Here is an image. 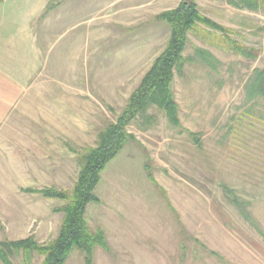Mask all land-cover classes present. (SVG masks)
I'll return each instance as SVG.
<instances>
[{"label":"rangeland","instance_id":"rangeland-1","mask_svg":"<svg viewBox=\"0 0 264 264\" xmlns=\"http://www.w3.org/2000/svg\"><path fill=\"white\" fill-rule=\"evenodd\" d=\"M180 1L61 0L39 23V29L50 26L53 42L35 82L53 91L39 96L41 113L66 123L65 145L56 142L49 160L55 171L40 189L73 188L77 154L93 147L122 112L169 38V26L156 16ZM52 2L15 0L13 7L36 12ZM194 2L203 16L234 31L231 39L259 54L245 59L188 34L184 57L194 62L182 65L172 87L181 127L151 108L154 121L138 117L127 128L134 140L107 165L96 191L101 203L86 215L108 244L107 251L95 250L94 264H264V99L245 100L253 71L264 70V13L226 1ZM198 48L219 62L214 71L194 57ZM56 129L61 136L63 127ZM16 191L0 196V241L33 236L39 245L49 243L63 217L53 210L64 202ZM12 262L22 264L20 257ZM66 264H84L82 254L74 250Z\"/></svg>","mask_w":264,"mask_h":264},{"label":"trees","instance_id":"trees-1","mask_svg":"<svg viewBox=\"0 0 264 264\" xmlns=\"http://www.w3.org/2000/svg\"><path fill=\"white\" fill-rule=\"evenodd\" d=\"M53 1L47 6L46 12L57 7L61 0ZM219 1H226L237 10L264 13V0ZM156 20L169 26V38L165 47L153 60L115 121L108 123L98 133L93 147L77 154L79 171L73 188L70 191L55 188L26 190L37 193L44 199L64 202L60 208L53 210L63 215L56 237L43 245H39L33 236L14 241L3 239L0 241V264H13L14 257H20L22 264H32L35 258L41 259L39 264H66L74 250L82 254L84 264H94L95 250H108L104 233L100 229L92 231L88 225V208L101 203L96 194L101 176L125 145L134 140L127 128L138 117H143L148 122L154 121V117L147 116V112L155 108L170 125L181 127L179 107L172 87L175 73L180 71L182 65L194 62L193 59L184 57L188 34H193L208 46L231 51L245 59L256 60L259 54L231 39L229 35H236L234 31L203 16L194 0H181L174 9L158 14ZM217 33L220 35L217 36ZM194 57L213 71L219 66V62L206 50L196 49ZM257 99H264V70L253 71L245 94V100L250 104ZM190 136L193 139L196 137L192 133ZM148 180L156 185L151 175H148ZM2 232L0 223V234Z\"/></svg>","mask_w":264,"mask_h":264},{"label":"crops","instance_id":"crops-1","mask_svg":"<svg viewBox=\"0 0 264 264\" xmlns=\"http://www.w3.org/2000/svg\"><path fill=\"white\" fill-rule=\"evenodd\" d=\"M14 1L10 4L9 0L0 1L1 197H9L7 193L15 196L16 190H40L41 181L49 184L48 177L55 171L49 162L51 154L55 155V143L66 142V138H62L66 133V123L57 125L55 114L44 117L41 113L45 110V103L39 96L52 94L51 86L35 85L43 65L48 64L53 46L52 40L48 38L50 26L46 24L43 29L38 26L47 20L56 7L47 13L45 8L34 12L14 8ZM66 32L64 26L60 35ZM57 126L63 127L59 130L61 136L56 135ZM34 159L39 161L35 165ZM40 160L46 161L45 164H41ZM27 161L32 165L27 166ZM39 173L45 177L29 178ZM3 216L0 211L1 224ZM20 222L25 223V220L21 219ZM260 235L264 239V235Z\"/></svg>","mask_w":264,"mask_h":264}]
</instances>
